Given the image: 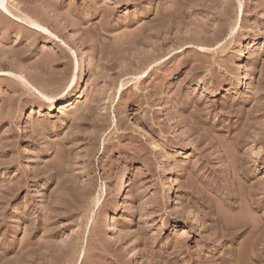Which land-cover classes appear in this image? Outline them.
Instances as JSON below:
<instances>
[{"label": "rangeland", "instance_id": "rangeland-1", "mask_svg": "<svg viewBox=\"0 0 264 264\" xmlns=\"http://www.w3.org/2000/svg\"><path fill=\"white\" fill-rule=\"evenodd\" d=\"M0 264H264V0H0Z\"/></svg>", "mask_w": 264, "mask_h": 264}, {"label": "bare ground", "instance_id": "bare-ground-1", "mask_svg": "<svg viewBox=\"0 0 264 264\" xmlns=\"http://www.w3.org/2000/svg\"><path fill=\"white\" fill-rule=\"evenodd\" d=\"M34 25L35 26H37V27H41V25L39 24V22H34ZM242 53V56H241V58L242 57H244V58H247L248 57V55L251 53V48L249 47V46H247L245 49H244V51H242L241 52ZM243 59V58H242ZM242 59L240 60L241 62H242ZM86 72V71H85ZM84 73V72H83ZM252 79H253V77H252ZM75 78L72 80V82H71V84L70 85H68V89H69V91H70V88L73 86V85H75ZM82 81L83 82H86L87 81V78L86 77H84L83 79H82ZM86 91H87V88H86ZM87 93V92H86ZM40 94H41V96H43L45 99H48V100H53L54 99V97H50V96H47V95H44L43 93H41L40 92ZM74 91L73 92H69V93H67V95H66V98L68 99L65 103H64V105L62 106V110H64L65 112L66 111H68L71 107H73L74 105H76V100H75V97H74ZM130 175V174H129ZM128 179L129 178H127V180H126V182L124 183V185H123V188H122V190H121V192H126L127 191V189H129V186H128ZM175 181V180H174ZM119 193H120V191H119ZM121 194V193H120Z\"/></svg>", "mask_w": 264, "mask_h": 264}]
</instances>
